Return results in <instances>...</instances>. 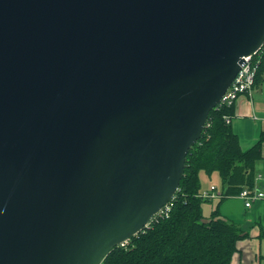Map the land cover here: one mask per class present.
<instances>
[{
    "label": "water",
    "instance_id": "water-1",
    "mask_svg": "<svg viewBox=\"0 0 264 264\" xmlns=\"http://www.w3.org/2000/svg\"><path fill=\"white\" fill-rule=\"evenodd\" d=\"M264 45V0H0V264H101L179 188Z\"/></svg>",
    "mask_w": 264,
    "mask_h": 264
},
{
    "label": "trees",
    "instance_id": "trees-1",
    "mask_svg": "<svg viewBox=\"0 0 264 264\" xmlns=\"http://www.w3.org/2000/svg\"><path fill=\"white\" fill-rule=\"evenodd\" d=\"M255 83L264 70V45ZM232 107L210 111L200 139L190 148L179 188L167 215L156 216L138 235L114 247L101 264H231L237 242L248 236L240 226L220 216L223 198L237 196L252 188L256 181L255 162L261 157L264 134L249 149L240 147L237 136L224 117L232 116ZM200 172L217 173L221 196L210 216L203 213Z\"/></svg>",
    "mask_w": 264,
    "mask_h": 264
},
{
    "label": "crops",
    "instance_id": "crops-1",
    "mask_svg": "<svg viewBox=\"0 0 264 264\" xmlns=\"http://www.w3.org/2000/svg\"><path fill=\"white\" fill-rule=\"evenodd\" d=\"M230 126L237 136L240 147L247 150L252 147L264 134V70L259 80L254 84L251 95H241L232 106ZM261 157L255 162L256 187L264 192V142L261 144ZM200 178V175H199ZM216 193L222 194L217 191ZM205 188L204 191H207ZM209 191V190H208ZM223 196L213 200H220ZM227 208L229 213H235L239 207L244 216H248L249 230L228 214H224L222 208ZM220 216L237 223L248 236L237 242V250L234 253L231 264H264V199L256 200L250 207H245L243 200L238 196L223 198L219 206ZM246 224V223H245Z\"/></svg>",
    "mask_w": 264,
    "mask_h": 264
},
{
    "label": "built area",
    "instance_id": "built-area-1",
    "mask_svg": "<svg viewBox=\"0 0 264 264\" xmlns=\"http://www.w3.org/2000/svg\"><path fill=\"white\" fill-rule=\"evenodd\" d=\"M260 50L254 54L244 57V63L241 65L236 77L227 88L223 96L221 97L219 103L215 108H230L237 101L238 97L241 95H251L255 84V77L258 70L259 59L256 58ZM231 116H225L224 119L226 123H230ZM207 122V121H206ZM206 125V124H205ZM238 198L243 200L245 207H250L256 200L264 199V192L259 191L256 185L252 188L243 189L238 195ZM199 197L206 199H215L221 197L220 194L216 193V188L212 186L211 191L200 193ZM170 207L165 205L152 219L156 216L167 215ZM150 221V222H151ZM150 224V223H149ZM148 227V226H147Z\"/></svg>",
    "mask_w": 264,
    "mask_h": 264
},
{
    "label": "rangeland",
    "instance_id": "rangeland-1",
    "mask_svg": "<svg viewBox=\"0 0 264 264\" xmlns=\"http://www.w3.org/2000/svg\"><path fill=\"white\" fill-rule=\"evenodd\" d=\"M200 192H207L208 190L211 191L212 186L216 185L217 186V191L221 192V186H222V182L221 179L219 177V175L217 173H211V174H206L204 172H200ZM205 188H208L207 191H204ZM218 200H209V201H205L202 204V208H203V213L204 216L208 217L210 216L212 210H214L218 204ZM238 213L235 210V213H229V211L227 210V208H222V211L224 212V214H228V216H231L232 218H234L237 222H239L242 226L246 225L245 227H243V229L245 230H249V226L247 224L249 218L248 216H244V213H242L241 208L239 207L237 210H239ZM246 223V224H245Z\"/></svg>",
    "mask_w": 264,
    "mask_h": 264
}]
</instances>
